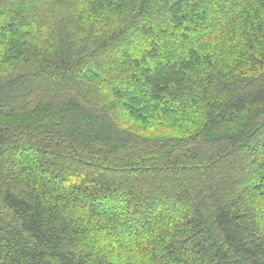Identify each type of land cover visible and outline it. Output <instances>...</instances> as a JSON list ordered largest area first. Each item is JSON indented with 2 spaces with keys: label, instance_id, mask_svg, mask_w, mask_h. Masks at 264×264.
Returning a JSON list of instances; mask_svg holds the SVG:
<instances>
[{
  "label": "trees",
  "instance_id": "obj_1",
  "mask_svg": "<svg viewBox=\"0 0 264 264\" xmlns=\"http://www.w3.org/2000/svg\"><path fill=\"white\" fill-rule=\"evenodd\" d=\"M0 264H264V0H0Z\"/></svg>",
  "mask_w": 264,
  "mask_h": 264
}]
</instances>
